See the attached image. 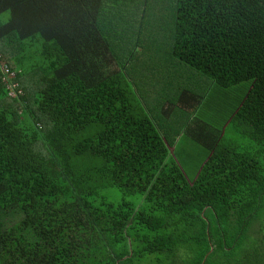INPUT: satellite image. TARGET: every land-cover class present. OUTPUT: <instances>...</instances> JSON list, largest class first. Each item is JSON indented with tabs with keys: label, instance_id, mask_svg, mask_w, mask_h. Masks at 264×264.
I'll return each mask as SVG.
<instances>
[{
	"label": "trees",
	"instance_id": "trees-1",
	"mask_svg": "<svg viewBox=\"0 0 264 264\" xmlns=\"http://www.w3.org/2000/svg\"><path fill=\"white\" fill-rule=\"evenodd\" d=\"M0 264H264V0H0Z\"/></svg>",
	"mask_w": 264,
	"mask_h": 264
},
{
	"label": "rangeland",
	"instance_id": "rangeland-1",
	"mask_svg": "<svg viewBox=\"0 0 264 264\" xmlns=\"http://www.w3.org/2000/svg\"><path fill=\"white\" fill-rule=\"evenodd\" d=\"M164 49L167 48V44L165 43V46L163 47ZM208 83H211V86L209 87V91H214L216 90V87H214V84L213 82H209ZM236 93V92H232V95ZM213 111V110H212ZM216 114V113H215ZM213 114V118H216V115ZM205 119H210L207 115H204L203 116ZM183 119V118H181ZM189 119H190V116H189ZM104 194L106 195V197L110 200H115V202L117 200H120L121 199V191L119 189H116V188H111V187H107L103 190ZM129 199H131L132 197L131 196H128ZM258 225V224H257ZM259 228V225L257 227H254V229H258ZM252 234V233H251ZM256 235L255 234H252V237L251 238H254ZM249 239V238H248ZM250 240V239H249ZM247 243L245 242V245ZM244 245V247H245ZM245 249V248H243ZM233 255L237 256V255H241V252H235ZM239 258V257H238Z\"/></svg>",
	"mask_w": 264,
	"mask_h": 264
}]
</instances>
